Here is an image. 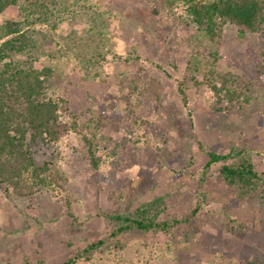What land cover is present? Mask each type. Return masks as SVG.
<instances>
[{
	"label": "rangeland",
	"instance_id": "obj_1",
	"mask_svg": "<svg viewBox=\"0 0 264 264\" xmlns=\"http://www.w3.org/2000/svg\"><path fill=\"white\" fill-rule=\"evenodd\" d=\"M56 1L53 21L34 27L41 33L35 66L54 69L49 93L67 102L60 109L64 127L74 117L90 127L101 119L100 169L92 168L72 131L54 148L38 147L36 164L52 162L64 189L24 197L0 192V264H62L100 240L77 264H264V193L227 186L217 166L204 171L208 153L237 148L252 155L264 176L262 38L227 25L222 44L214 45L186 20L182 6L168 9L153 0ZM215 50L217 70L248 88L222 112L205 83L193 84L188 63L205 64ZM152 79L162 86L159 102L142 94ZM158 197L165 199L163 219L198 211L168 233L111 237L115 226L104 215Z\"/></svg>",
	"mask_w": 264,
	"mask_h": 264
},
{
	"label": "trees",
	"instance_id": "obj_2",
	"mask_svg": "<svg viewBox=\"0 0 264 264\" xmlns=\"http://www.w3.org/2000/svg\"><path fill=\"white\" fill-rule=\"evenodd\" d=\"M153 2H163L168 9L182 6L186 20L214 45L222 44L227 25L237 28L241 36L259 35L264 41V0ZM59 7L56 0H0V192L24 197L42 189L63 190L65 180L53 168L54 164L46 161L38 165L34 154L38 147H56L71 131L81 138L92 168L96 171L100 169L96 133L101 119L96 118L90 127V124L81 126L74 117L71 126L64 127L60 121V109L67 110V102L49 93L54 69L51 66H35L41 33L34 27L51 23ZM12 8H16L17 15L4 18V14ZM56 26L54 23L53 29ZM206 58L205 64L192 60L188 62L189 71L195 74L192 82L197 87L205 83L212 94L216 111L222 112L224 104L239 102L244 96L243 90L248 88L241 86L238 77L217 70L218 51L209 52ZM257 68L264 75V63H259ZM201 76L203 82H200ZM142 90V94L150 93L154 101L159 102L162 86L158 80L152 79ZM179 92L184 105H187L182 84ZM86 130L88 134L84 133ZM208 157L205 172L217 166L218 174L227 186L251 195L264 193V176L257 171L248 151L231 148L225 154L210 152ZM197 211L183 219H163L165 199L158 197L130 211L106 214L104 217L115 226L111 237L116 238L130 232L168 233L176 226L189 224ZM103 244L104 241L100 240L87 246L62 264H77L80 259L89 258Z\"/></svg>",
	"mask_w": 264,
	"mask_h": 264
}]
</instances>
